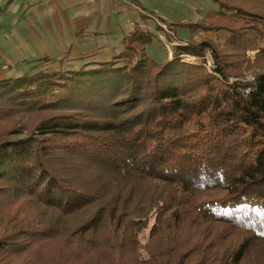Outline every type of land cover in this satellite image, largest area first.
Returning a JSON list of instances; mask_svg holds the SVG:
<instances>
[{
	"label": "trees",
	"instance_id": "trees-1",
	"mask_svg": "<svg viewBox=\"0 0 264 264\" xmlns=\"http://www.w3.org/2000/svg\"><path fill=\"white\" fill-rule=\"evenodd\" d=\"M212 1L223 41L0 79V264H264V0Z\"/></svg>",
	"mask_w": 264,
	"mask_h": 264
},
{
	"label": "rangeland",
	"instance_id": "rangeland-1",
	"mask_svg": "<svg viewBox=\"0 0 264 264\" xmlns=\"http://www.w3.org/2000/svg\"><path fill=\"white\" fill-rule=\"evenodd\" d=\"M30 1L15 0L5 7V0H0V79L39 69L77 67L89 59L106 60L121 51L122 36L135 27L155 34L147 51L157 61L166 60L175 47L165 44L170 35L157 29L154 18L166 23L181 40H197L205 35L216 41L224 39L223 33H190L177 25L195 22L215 9L212 0H136L142 8L133 0H36L38 6L54 2L48 5L52 8L50 13L47 6L41 8L50 15L43 21L38 20V13L25 12V3ZM255 52L249 51L247 56L253 58ZM146 236L147 230L140 234L141 241Z\"/></svg>",
	"mask_w": 264,
	"mask_h": 264
},
{
	"label": "built area",
	"instance_id": "built-area-1",
	"mask_svg": "<svg viewBox=\"0 0 264 264\" xmlns=\"http://www.w3.org/2000/svg\"><path fill=\"white\" fill-rule=\"evenodd\" d=\"M154 20L162 28L163 33L170 35L169 40H166V39L164 40V42L167 46L176 47V46H185L187 44V41H181V39L174 36L173 32L170 30V28L167 27L166 23L161 22L158 18H154ZM170 57H171V55H170ZM180 58H181V60L186 61L188 63H195V62L199 61L198 58L193 57V56H188L185 53H181ZM205 60H206V65L208 68H209L208 65H210V67H213L212 59H211L209 53H207V55L205 56Z\"/></svg>",
	"mask_w": 264,
	"mask_h": 264
},
{
	"label": "crops",
	"instance_id": "crops-1",
	"mask_svg": "<svg viewBox=\"0 0 264 264\" xmlns=\"http://www.w3.org/2000/svg\"><path fill=\"white\" fill-rule=\"evenodd\" d=\"M35 1H30V3H25V12L27 11H34L36 13H38V17H40L38 20L39 21H43V19L49 15L47 13H44L43 10L41 8H44L47 6V11L50 13L52 11V8L48 7L51 6V5H54V2H51V3H48V2H42V3H39V6H38V3ZM50 16V15H49Z\"/></svg>",
	"mask_w": 264,
	"mask_h": 264
},
{
	"label": "bare ground",
	"instance_id": "bare-ground-1",
	"mask_svg": "<svg viewBox=\"0 0 264 264\" xmlns=\"http://www.w3.org/2000/svg\"><path fill=\"white\" fill-rule=\"evenodd\" d=\"M181 41H185V40H181ZM186 45H187V44H186ZM186 45H185V46H186Z\"/></svg>",
	"mask_w": 264,
	"mask_h": 264
}]
</instances>
